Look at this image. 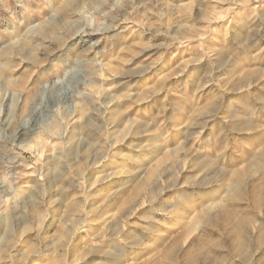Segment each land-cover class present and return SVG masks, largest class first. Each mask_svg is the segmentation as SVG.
I'll use <instances>...</instances> for the list:
<instances>
[{
  "label": "rangeland",
  "instance_id": "374dc122",
  "mask_svg": "<svg viewBox=\"0 0 264 264\" xmlns=\"http://www.w3.org/2000/svg\"><path fill=\"white\" fill-rule=\"evenodd\" d=\"M0 264H264V0H0Z\"/></svg>",
  "mask_w": 264,
  "mask_h": 264
}]
</instances>
